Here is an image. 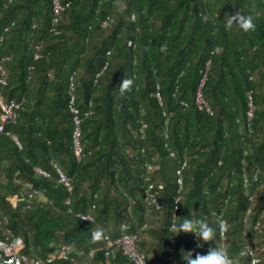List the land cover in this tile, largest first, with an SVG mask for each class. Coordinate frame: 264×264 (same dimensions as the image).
Returning <instances> with one entry per match:
<instances>
[{
    "label": "trees",
    "instance_id": "obj_1",
    "mask_svg": "<svg viewBox=\"0 0 264 264\" xmlns=\"http://www.w3.org/2000/svg\"><path fill=\"white\" fill-rule=\"evenodd\" d=\"M63 1L69 5L54 33L51 0H0V89L21 101L9 134L0 132V237H19L28 254L70 243L85 256L96 249L89 264H123L120 248L110 256L102 249L100 221L113 214L125 231H141L136 247L147 263L168 264L172 255L187 264L185 250L206 253L208 244L197 248L195 233H178V225L206 221L215 229L208 243L221 247L213 212L223 211L230 264H264V251L255 258L245 244L252 237L264 245V0ZM237 11L252 29L225 28ZM122 79L133 81L125 94ZM198 88L209 107L196 102ZM154 154L159 169L150 181ZM29 187L47 200L31 198ZM88 208L93 220L74 213ZM84 263L74 256L49 264Z\"/></svg>",
    "mask_w": 264,
    "mask_h": 264
},
{
    "label": "built area",
    "instance_id": "obj_2",
    "mask_svg": "<svg viewBox=\"0 0 264 264\" xmlns=\"http://www.w3.org/2000/svg\"><path fill=\"white\" fill-rule=\"evenodd\" d=\"M52 3V19H51V25L49 27L50 32L59 33L60 29L57 27V24L60 20L61 13L66 9V7L69 5V2H64L63 0H51ZM39 47V46H37ZM41 56V53L37 52L35 53V58H38ZM1 68V67H0ZM0 74V86L5 84V78L3 77L4 70L1 69ZM203 83V80H201V84ZM73 89V77H70L69 82V92ZM158 96V94H157ZM201 91L198 88L196 92V102L201 106L202 104V98H201ZM21 101H16L13 98L7 99L0 89V132H6L9 134V132L5 131V126L8 123H14L16 121V118L18 116V108ZM69 108L72 112H74L75 116L73 117L75 122V128L73 131V148L75 150L76 156L80 157V144H79V118L77 117L78 109L74 107V96L71 94L70 97V103ZM249 117L251 116V112L248 113ZM166 124V122L164 123ZM165 130V129H164ZM163 130V132H164ZM14 140L15 144L18 146V148H21V142L20 140L15 137L11 136ZM173 154V153H172ZM186 166V162L182 161L180 162L179 167L176 169V181L179 185L178 187V193L181 189V183H182V176L181 172ZM151 164L149 165V168H151ZM35 170L43 174L45 176H48V173L41 170L40 168H35ZM58 171V183L64 185L69 193L72 191V185L70 178L64 174L60 169ZM244 177V186H245V192L248 194L249 189L247 187V178ZM29 196L33 199H36L38 202H44L47 200L46 195L44 194V191L38 188H32L29 187ZM249 201L253 200L254 195L252 193L248 194ZM67 203L70 204L71 200L67 198ZM180 206V200L176 196L173 199V216H175L176 211L179 209ZM250 208L247 209V213L249 212ZM69 211L72 212L71 207L69 206ZM77 217L93 220V216L90 212V208H88L86 211H76L74 212ZM214 219L216 220L218 227H219V234L222 238V241L220 243V246L224 247V237L226 236L229 223L223 216V211H214L213 212ZM244 221L247 222V216L244 217ZM258 222H256L255 227L258 226ZM125 228H127L125 226ZM124 228V229H125ZM175 228V224L173 223L171 225V229L173 230ZM139 238L138 231H123L118 235L117 237H112L107 233H104L103 238V246L102 249L104 250L105 256H110L112 254L113 248L116 246L120 248L121 253L125 256L126 261L123 264H149L145 261L144 255L137 250L136 242ZM196 238V235H195ZM197 241V238H196ZM21 242V239L19 237H13L11 234H5L3 237H0V264H49L54 262L57 259H72L74 256L73 254H78L79 251L77 248L70 243H63L57 245L53 250L47 252L46 254L42 256H35L33 254H28L25 252H22L19 250V244ZM171 245L174 244V237H171L170 241ZM245 244L247 246V250L251 256H254V251L252 247H249L251 245V241L248 238H245ZM96 254V249H90L88 252V255L90 258H93ZM172 259V255L170 256V261ZM230 260V259H229ZM87 264V263H84Z\"/></svg>",
    "mask_w": 264,
    "mask_h": 264
},
{
    "label": "clouds",
    "instance_id": "obj_3",
    "mask_svg": "<svg viewBox=\"0 0 264 264\" xmlns=\"http://www.w3.org/2000/svg\"><path fill=\"white\" fill-rule=\"evenodd\" d=\"M234 23H238L243 30L247 31L254 27V24L251 18L244 17L240 12L232 14L230 19L226 22L225 28L231 29ZM119 91L121 94H125L128 91H131V86L133 81L131 79H122L119 83ZM209 110V108L207 107ZM165 129V128H164ZM163 129V130H164ZM162 130V133H163ZM181 232H191L195 233L197 238L196 247L203 248L205 244H208V251L206 253L196 252L195 249L185 250V253H182L181 259L186 261L187 264H230L229 255L225 248L222 247H212L210 242L215 237V229L210 226L206 221L201 219H189L185 218L184 221L178 225V233ZM172 233L178 234L177 229L174 228ZM94 237L98 238L100 233H94Z\"/></svg>",
    "mask_w": 264,
    "mask_h": 264
},
{
    "label": "rangeland",
    "instance_id": "obj_4",
    "mask_svg": "<svg viewBox=\"0 0 264 264\" xmlns=\"http://www.w3.org/2000/svg\"><path fill=\"white\" fill-rule=\"evenodd\" d=\"M201 98H202V100H201L202 103L206 104L205 100L203 99V96H201ZM206 105L208 106V104H206ZM13 136H15V135H13ZM15 137H17V136H15ZM150 162H151V166L152 167H151V169L149 168L150 170H149V173H148L149 175L148 176L150 177V181H152L153 178H155V175L157 177L156 171H158V169H159L158 159H157V156L155 154L151 156ZM253 195H254V193H253ZM256 198L257 197H255V198L253 197V200L251 201L252 202L251 206H253V205L256 206V200L254 202V199H256ZM152 220H154V217L148 216V221H152ZM100 224H101L102 228L104 229V231L107 234H109L110 236H112V237H117L120 234V232L123 230V228H125V226L127 227V225L126 224H122L121 221L118 222L115 219L113 214H110L109 216L103 218L100 221ZM124 230H126V228ZM138 233L140 235L141 231H138ZM250 240L252 241V245H250L249 247L253 248L254 255H255V258H256L257 253H258L257 250L260 249L261 251H264V245L263 244L254 243L255 240H253L252 237H250ZM99 244H101V241L99 242ZM224 247H225V242H224ZM84 249L86 250V248H84ZM77 250L79 251V253L75 254L74 256L77 259L84 260L87 264H89L90 263V259H89L90 257L88 255H86L88 257L85 256V254H84L85 251H83V250H81L79 248H77ZM32 254L35 255V256H40L41 255L40 252H38L37 250H33ZM168 264H177V262L175 261L174 257H172L171 262H169Z\"/></svg>",
    "mask_w": 264,
    "mask_h": 264
}]
</instances>
